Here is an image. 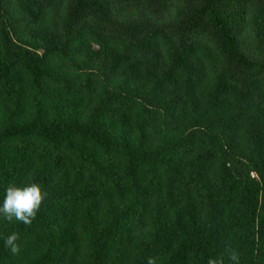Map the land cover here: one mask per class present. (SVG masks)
<instances>
[{"label": "trees", "instance_id": "16d2710c", "mask_svg": "<svg viewBox=\"0 0 264 264\" xmlns=\"http://www.w3.org/2000/svg\"><path fill=\"white\" fill-rule=\"evenodd\" d=\"M31 180L0 264H264V0H0V204Z\"/></svg>", "mask_w": 264, "mask_h": 264}, {"label": "clouds", "instance_id": "9594fccd", "mask_svg": "<svg viewBox=\"0 0 264 264\" xmlns=\"http://www.w3.org/2000/svg\"><path fill=\"white\" fill-rule=\"evenodd\" d=\"M47 195L48 193L43 186L35 180L21 185L9 183L5 188L3 202L0 204V216L8 222L15 220L30 226ZM19 239V233L11 232L4 237V246L16 254L19 252L17 243ZM225 251L228 255L229 264H240V254L236 249L227 245ZM147 264H156V258L149 257ZM207 264H224V257L221 255L220 257L209 258Z\"/></svg>", "mask_w": 264, "mask_h": 264}]
</instances>
